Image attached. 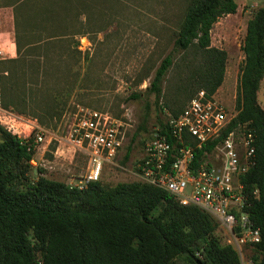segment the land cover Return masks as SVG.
<instances>
[{"label":"trees","instance_id":"trees-1","mask_svg":"<svg viewBox=\"0 0 264 264\" xmlns=\"http://www.w3.org/2000/svg\"><path fill=\"white\" fill-rule=\"evenodd\" d=\"M69 4V0H31L23 27L15 26L17 59L9 62L18 66L22 76L32 48H23L22 39L52 41L67 35L69 27L82 26L83 13ZM236 9L235 0L187 1L173 51L145 91L156 103L168 71L181 72V67L186 71L179 76L185 102L199 90L208 96L216 93L224 80L227 54L211 46L210 32L219 18ZM81 26L70 33L82 37ZM241 49L236 114L228 131L247 123L255 137L254 165L241 177V184L248 204L245 211L261 235L260 243L251 247V259L264 264V110L257 96L264 79V7L247 21ZM188 54L191 61L186 60ZM34 74L38 79L45 72L36 68ZM3 78L2 94L8 95L3 108L32 117L61 115L65 105L41 111L33 102V89L28 92L24 83L21 91L14 92L11 74ZM185 102L175 104L170 116L179 115ZM130 151L128 146L123 163ZM34 154L32 139L20 141L0 126V264H240L235 249L222 243L216 233L218 223L208 213L181 205L168 193L141 182L108 187L95 181L78 189L45 177L33 180Z\"/></svg>","mask_w":264,"mask_h":264},{"label":"rangeland","instance_id":"rangeland-1","mask_svg":"<svg viewBox=\"0 0 264 264\" xmlns=\"http://www.w3.org/2000/svg\"><path fill=\"white\" fill-rule=\"evenodd\" d=\"M69 1V5L73 4L83 13L79 17L82 26L76 24V28L81 26L82 37H87L91 43L88 52L82 53L76 48L81 36H73L70 32L76 28L69 27L63 38L47 42L32 39L34 42L27 53L24 76L18 66L8 61L1 62V69L11 74L14 92L21 91L24 83L28 92L33 89L31 96L38 105L37 109L42 111L47 106L65 105L59 117L23 115L38 122L41 120V125L58 140L44 143L36 150V166L31 167V179L45 177L73 187L78 183L76 181L87 175L85 155L61 141L73 115L79 108L86 107L109 111L126 125L123 149L113 166H104L97 182L108 187L118 183H143L135 175V169L145 143L154 128L170 116V109L185 102L184 93L179 88V76L186 75L184 67H181V72L175 69L168 71L161 84L163 95L157 103L153 95L145 91L156 69L173 51L175 34L188 0ZM235 3L236 12L219 18L210 32L211 46L227 54L224 80L214 95L223 104L228 119L236 114L234 101L244 59L241 48L247 21L264 7V0H235ZM75 50L80 52L79 56ZM186 60L191 61L189 54ZM36 68L45 72L38 79L34 74ZM5 83L6 78H3L2 84ZM257 96L258 104L264 110V79ZM179 99L181 102H177ZM7 102L8 95L4 92L2 104ZM38 113L42 115L43 112ZM53 143L54 150L51 149ZM128 146L131 151L123 163ZM216 233L222 243H226L225 233L219 225ZM251 255V248L245 247L244 258L252 260Z\"/></svg>","mask_w":264,"mask_h":264},{"label":"built area","instance_id":"built-area-1","mask_svg":"<svg viewBox=\"0 0 264 264\" xmlns=\"http://www.w3.org/2000/svg\"><path fill=\"white\" fill-rule=\"evenodd\" d=\"M79 42L80 52L90 50L87 37ZM4 60L5 53L0 49V126L20 141L32 139L36 152L44 143L57 139L36 119L2 107V79L7 75L1 70ZM233 118L226 117L215 95L199 90L179 115L167 117L163 127L154 128L135 175L181 205L208 213L224 231L225 244L235 249L240 264H254L244 258L243 249L260 243L261 235L245 211L248 204L241 177L254 165L255 137L247 123L228 131ZM125 126L109 111L77 110L61 141L85 155L88 173L71 188L83 189L98 180L104 166L114 165L125 143ZM30 163L36 166L34 159Z\"/></svg>","mask_w":264,"mask_h":264},{"label":"crops","instance_id":"crops-1","mask_svg":"<svg viewBox=\"0 0 264 264\" xmlns=\"http://www.w3.org/2000/svg\"><path fill=\"white\" fill-rule=\"evenodd\" d=\"M30 7L31 0H0V49L5 53L4 61L17 59L15 26L23 27L25 14ZM32 42L34 41L28 39L21 40L23 48L30 47Z\"/></svg>","mask_w":264,"mask_h":264}]
</instances>
